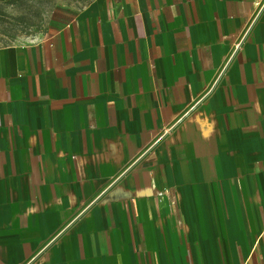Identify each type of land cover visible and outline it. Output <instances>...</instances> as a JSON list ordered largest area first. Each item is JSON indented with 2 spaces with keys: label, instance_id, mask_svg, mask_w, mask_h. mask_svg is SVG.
<instances>
[{
  "label": "crops",
  "instance_id": "1",
  "mask_svg": "<svg viewBox=\"0 0 264 264\" xmlns=\"http://www.w3.org/2000/svg\"><path fill=\"white\" fill-rule=\"evenodd\" d=\"M0 264H264V0H91L0 47Z\"/></svg>",
  "mask_w": 264,
  "mask_h": 264
},
{
  "label": "rangeland",
  "instance_id": "2",
  "mask_svg": "<svg viewBox=\"0 0 264 264\" xmlns=\"http://www.w3.org/2000/svg\"><path fill=\"white\" fill-rule=\"evenodd\" d=\"M91 0H0V47L48 39Z\"/></svg>",
  "mask_w": 264,
  "mask_h": 264
}]
</instances>
